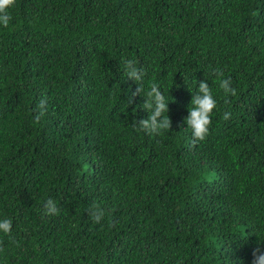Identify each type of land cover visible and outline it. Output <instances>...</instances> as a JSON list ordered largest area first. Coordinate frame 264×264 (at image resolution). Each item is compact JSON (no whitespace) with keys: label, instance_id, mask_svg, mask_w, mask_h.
<instances>
[{"label":"trees","instance_id":"obj_1","mask_svg":"<svg viewBox=\"0 0 264 264\" xmlns=\"http://www.w3.org/2000/svg\"><path fill=\"white\" fill-rule=\"evenodd\" d=\"M9 13L0 220L13 228L0 264H252L264 248V0H16ZM126 59L144 93L160 85L172 128L133 127L150 113ZM199 81L217 107L193 145ZM49 198L58 215H44Z\"/></svg>","mask_w":264,"mask_h":264},{"label":"clouds","instance_id":"obj_2","mask_svg":"<svg viewBox=\"0 0 264 264\" xmlns=\"http://www.w3.org/2000/svg\"><path fill=\"white\" fill-rule=\"evenodd\" d=\"M16 0H0V24L7 27L12 19L9 9L15 5ZM124 71L128 79L134 80L139 84V87L133 95H141L144 89L141 87L140 82L145 75L144 70L137 66V62L132 59L123 61ZM214 75L217 77L219 88L223 91L225 97L235 96L237 90L232 86L230 77L225 78L224 72L217 68ZM146 98L143 108L150 113L147 119H139L133 122V127L138 131H145L150 135H159L162 131L172 128V120L169 113V102L165 100V96L160 90V85L151 82L149 90L143 94ZM230 101L225 99V104ZM46 100H42L39 104L41 110L35 117V122L39 123L41 116L44 115ZM217 107V101L213 96L212 89L207 81H199L198 92L193 95L191 106L189 107V115L185 118L188 127L192 130L193 145L196 141H202L209 133V128L212 123L211 115ZM231 117V112H225L223 115L224 120ZM59 214V209L56 202L49 198L44 205V215L54 216ZM91 219L100 224L104 220L106 212L98 204H94L89 209ZM116 221L111 222L115 226ZM13 222L10 218L0 220V232L11 235ZM4 251L0 247V252ZM252 264H264V248L257 247L253 250Z\"/></svg>","mask_w":264,"mask_h":264}]
</instances>
